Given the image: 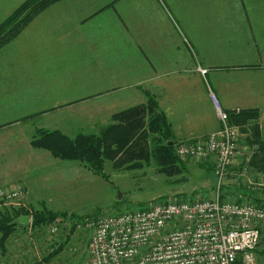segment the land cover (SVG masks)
I'll return each mask as SVG.
<instances>
[{
	"label": "crops",
	"instance_id": "0c3cea01",
	"mask_svg": "<svg viewBox=\"0 0 264 264\" xmlns=\"http://www.w3.org/2000/svg\"><path fill=\"white\" fill-rule=\"evenodd\" d=\"M18 1L0 0V24L10 15L2 9L17 8ZM175 21H181L178 33ZM143 90L156 97L177 142L220 129L211 92L224 111L263 112L264 0H62L39 14L0 48V135L19 126L26 145L16 131L18 147L0 152L9 183L27 186L42 162L60 163L31 147L35 129L44 128L38 120L63 130L82 119L101 130L115 112L145 102ZM80 104L87 114H63V106ZM2 153L14 166H5ZM229 192L237 200L242 194ZM244 200L264 204L259 193Z\"/></svg>",
	"mask_w": 264,
	"mask_h": 264
},
{
	"label": "rangeland",
	"instance_id": "374dc122",
	"mask_svg": "<svg viewBox=\"0 0 264 264\" xmlns=\"http://www.w3.org/2000/svg\"><path fill=\"white\" fill-rule=\"evenodd\" d=\"M23 1H18V6ZM15 9L4 8L2 10L6 14H11ZM171 12L176 18L175 11L172 10ZM169 16L173 18L171 14ZM180 24L181 21H179L178 25ZM178 25L175 21L177 33L179 32ZM181 29L183 28L181 27ZM180 31L182 32V30ZM207 88L209 89L208 85ZM122 92L125 95H129L132 90L125 89ZM130 98L128 97V100ZM145 102H136L125 106L123 109ZM129 103H132V101ZM72 110L85 115L87 114V105L80 104L76 107H62L63 114L70 113ZM72 124L76 128L71 127ZM36 125L52 130L57 124L54 125L47 121L38 120ZM77 125H79V128ZM64 126L65 128H61L63 129L62 131L71 137H75L79 133L88 134L100 131L99 129L91 128L90 122L82 119L74 123L70 121L68 124L65 123ZM16 131L21 132L23 138L22 148L25 149L23 130L19 126H12L10 131H4L3 135H0V152L7 148L16 149L18 147L14 139ZM204 137L201 136L193 140H181L178 142L192 143ZM242 138L238 159L231 168V171L236 170V174L226 176L225 183L221 184L222 194L228 191L231 195L229 187L243 189L244 186L248 187L249 185L250 189H253L260 184H264V174L256 173L243 166L244 157L250 154L247 151L248 147L244 144L245 139ZM20 153L21 151L16 152L17 155ZM1 156L6 162V167L7 164L10 167L14 166L13 157L9 153H2ZM14 156L16 157V155ZM59 162L57 167H51L49 162L45 160L36 169L31 170L30 177L32 180L27 186L9 183L8 169L0 167V186L21 188L24 192L19 200L6 208L16 209L19 207L17 204H21L31 211L46 208L67 215L61 221L55 222L59 227V231L55 234L48 230L49 225L35 229L20 226L9 239L8 254L3 256L0 252V264H32L57 249L61 244L64 245L63 249L51 262L85 264L88 257V241L92 234V230L85 228L84 225L88 220H96L103 215L120 213L125 210L146 208L169 199L189 200L197 196L209 197L213 195L214 190L218 186L214 166L211 171V169H206L201 162L193 160H186V170L174 177L163 174L155 165L151 164H146L143 168L138 169H117L112 162L107 161L103 171L106 175L105 177L103 174L95 173L78 161L60 160ZM206 163H211V161ZM0 165H4V163H0ZM17 167L19 168V166ZM19 171L23 173V168H19ZM50 171H55L57 174L50 178ZM33 173H38L43 182L39 181L40 179H35L37 175ZM34 182L35 184H30ZM254 191L264 197V191L260 189ZM230 197L233 198L232 196ZM31 222L32 218L30 217L29 224ZM74 224L76 228L71 232L70 229ZM257 264H264V235L258 249Z\"/></svg>",
	"mask_w": 264,
	"mask_h": 264
},
{
	"label": "built area",
	"instance_id": "2783aa9c",
	"mask_svg": "<svg viewBox=\"0 0 264 264\" xmlns=\"http://www.w3.org/2000/svg\"><path fill=\"white\" fill-rule=\"evenodd\" d=\"M210 95L220 129L192 143L179 142L176 154L183 160L213 163L218 183L213 195L169 199L86 220L85 228L92 234L85 264H257L264 205L221 192L228 169L240 153L242 132L229 123L228 113L212 92ZM260 123L264 124V112ZM257 189L264 191V184L252 190ZM23 193L21 188L0 186V209L14 204ZM48 230L57 233L58 224L49 225Z\"/></svg>",
	"mask_w": 264,
	"mask_h": 264
},
{
	"label": "trees",
	"instance_id": "16d2710c",
	"mask_svg": "<svg viewBox=\"0 0 264 264\" xmlns=\"http://www.w3.org/2000/svg\"><path fill=\"white\" fill-rule=\"evenodd\" d=\"M60 1L62 0L23 1L0 24V48L14 40L39 14ZM143 92L147 96L145 103L115 112L110 122L98 133H79L71 137L60 129L36 128L31 145L35 149L48 151L56 159L81 162L105 177L103 171L107 161L112 162L117 169H138L151 164L169 177L177 176L186 170V160L176 154L179 142L176 141L171 123L156 97L149 90ZM238 109L239 111L234 109L226 112L229 123L240 128L241 138L245 139L244 144L248 147L250 155L244 157L243 166L264 174V124L260 123L264 111L261 112L258 108ZM206 162L201 161V164L212 171L213 163ZM231 168L232 166L228 170L231 171ZM238 190L242 193L238 197L239 201L246 195L258 196V192L250 189L249 185ZM225 194L227 195L228 191L223 193ZM3 209H0V252L3 256L8 254L9 239L20 226L40 228L61 221L67 216L65 213L46 208L31 211L23 205L16 209ZM21 216L31 217V224L19 222ZM75 228L74 224L70 231L73 232ZM63 247L61 244L42 260L32 264H42L43 261L49 263Z\"/></svg>",
	"mask_w": 264,
	"mask_h": 264
},
{
	"label": "water",
	"instance_id": "95a60500",
	"mask_svg": "<svg viewBox=\"0 0 264 264\" xmlns=\"http://www.w3.org/2000/svg\"><path fill=\"white\" fill-rule=\"evenodd\" d=\"M18 221L23 223V224H29L30 223V218H29V216H21L18 219Z\"/></svg>",
	"mask_w": 264,
	"mask_h": 264
}]
</instances>
